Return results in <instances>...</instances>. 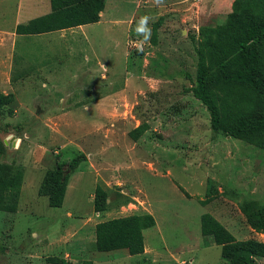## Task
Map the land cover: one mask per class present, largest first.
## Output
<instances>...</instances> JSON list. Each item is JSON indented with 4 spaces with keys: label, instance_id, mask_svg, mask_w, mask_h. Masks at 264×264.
<instances>
[{
    "label": "rangeland",
    "instance_id": "374dc122",
    "mask_svg": "<svg viewBox=\"0 0 264 264\" xmlns=\"http://www.w3.org/2000/svg\"><path fill=\"white\" fill-rule=\"evenodd\" d=\"M19 1L21 9L48 3L0 0V94L10 96L0 107V162L22 172L16 210L0 211V264H227L199 232L203 212L237 240L264 242V228L247 222L264 221V134L248 142L212 132L206 109L185 91L199 56L219 106L264 114V95L212 80L219 63L234 65L244 21L229 17L232 0H103L98 22L32 35L13 32ZM141 16L150 29L160 23L155 45L138 52ZM78 153L85 159L61 205L49 207L37 193L44 172ZM96 184L105 193L100 212ZM142 212L155 221L142 230L144 253L94 248L96 222Z\"/></svg>",
    "mask_w": 264,
    "mask_h": 264
},
{
    "label": "trees",
    "instance_id": "16d2710c",
    "mask_svg": "<svg viewBox=\"0 0 264 264\" xmlns=\"http://www.w3.org/2000/svg\"><path fill=\"white\" fill-rule=\"evenodd\" d=\"M49 11L16 23L13 32L17 35L40 34L60 29L94 23L98 21L103 8V0H48ZM230 18H234L240 27V38L235 41L236 53L233 67L219 63L213 71L212 80L222 85H239L253 89L258 96L264 95V0H232ZM160 17L151 24L150 44L156 43V29ZM203 63L198 56L194 73V84L190 91L208 113V124L212 132H220L238 140L250 142L256 136L264 134V114L253 117L230 113L226 105L219 106L203 78ZM10 101L9 95L0 94V107ZM259 147L263 142L259 141ZM3 145L0 141V153ZM83 153L69 159L57 161L47 169L38 186L37 193L45 196L49 207H59L63 201L67 179L81 160ZM20 166H11L0 162V211L14 212L18 203L21 184ZM210 194V193H208ZM105 193L96 184L92 194V209L100 212L105 209ZM247 215L250 228L259 231L264 221ZM154 225L150 213H131L98 221L94 224V248L97 251L125 249L129 255L143 252L142 230ZM201 236H209L211 242L218 245L220 255L227 264H253V257L264 256V242L252 238L237 240L210 213L199 216Z\"/></svg>",
    "mask_w": 264,
    "mask_h": 264
},
{
    "label": "crops",
    "instance_id": "0c3cea01",
    "mask_svg": "<svg viewBox=\"0 0 264 264\" xmlns=\"http://www.w3.org/2000/svg\"><path fill=\"white\" fill-rule=\"evenodd\" d=\"M20 3V1L17 3L18 4V7H17V11L13 14L14 15V18H15V24L16 23H18L19 21H21V20H23V18L22 17H24V19H29V18H32V17H34V16H38V15H41V14H44V13H46V12H48L49 11V2L47 3V2H43L42 4H41V6L39 7V6H34V7H27L26 9H21L20 7L22 6L21 4H19ZM103 12H104V10H101V12L99 13L100 15H99V17H101L102 15H103ZM29 14H31L30 16H28L27 17V15H29ZM99 21V20H98ZM97 21V22H98ZM15 24H14V26H15ZM81 26V25H80ZM1 34H3V32L1 33ZM40 34H42V33H40ZM3 54L1 53L0 54V61L3 59V56H2ZM0 80H1V78H0ZM1 92V91H0ZM133 158V156L131 157V158H129V160H126V163H125V165H127V164H130L131 162H132V164H133V160L134 159H132ZM105 162H107L108 164H113V162L112 161H110L109 160V158L108 159H105L104 160ZM65 193V192H64ZM91 197H92V195H91ZM131 214V213H130ZM123 216V215H122ZM154 223H155V221H154ZM146 229V228H145ZM144 230V229H143ZM93 241V232H92V235H91V242ZM79 245H82V244H79ZM143 249H144V237H143ZM123 250H125V249H123ZM125 252H127L126 250H125ZM144 253V252H143Z\"/></svg>",
    "mask_w": 264,
    "mask_h": 264
},
{
    "label": "clouds",
    "instance_id": "9594fccd",
    "mask_svg": "<svg viewBox=\"0 0 264 264\" xmlns=\"http://www.w3.org/2000/svg\"><path fill=\"white\" fill-rule=\"evenodd\" d=\"M153 2L156 6H161L164 0H153ZM150 19L151 18L149 16H141L136 23L135 31L137 35L143 37L141 41L135 43V47L138 52H142L144 44L149 42L151 39V29L148 26Z\"/></svg>",
    "mask_w": 264,
    "mask_h": 264
}]
</instances>
